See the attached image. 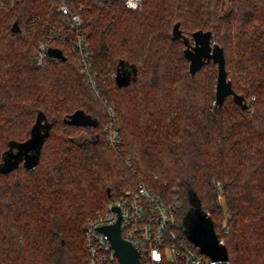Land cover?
Returning a JSON list of instances; mask_svg holds the SVG:
<instances>
[{"label":"trees","instance_id":"obj_1","mask_svg":"<svg viewBox=\"0 0 264 264\" xmlns=\"http://www.w3.org/2000/svg\"><path fill=\"white\" fill-rule=\"evenodd\" d=\"M141 1L130 11L124 0H0V164L9 143L30 138L38 115L48 124L36 167L0 170V264H86V220L139 183L179 202V246L199 252L182 225L198 203L229 264H264V0ZM61 2L82 20L97 94ZM177 21L186 35L211 31L249 109L230 97L214 104L212 62L191 78L182 42L170 37ZM40 43L63 58L38 65ZM123 66L130 80L118 87ZM76 113L90 123L66 121Z\"/></svg>","mask_w":264,"mask_h":264},{"label":"built area","instance_id":"obj_2","mask_svg":"<svg viewBox=\"0 0 264 264\" xmlns=\"http://www.w3.org/2000/svg\"><path fill=\"white\" fill-rule=\"evenodd\" d=\"M124 4L130 11H138L142 1L124 0ZM58 10L68 17L71 27L76 31V46L81 56L82 71L90 87L96 92L95 81L87 61L89 56L87 44L85 38L79 34L82 20L63 2L60 3ZM38 49L37 62L42 65L48 48L40 43ZM102 103L106 102L102 100ZM106 109L111 122L104 131L108 145L115 149L120 145L115 110L112 106H107ZM179 207L177 200L166 203L143 183L125 190L118 198L107 202L101 211L86 220L84 224L86 264H120L108 238L99 231L100 227L114 225L118 219L121 237L136 249L140 264H229V261H213L204 254L177 244L173 226ZM222 228L226 229L225 224ZM220 242L223 243L221 240Z\"/></svg>","mask_w":264,"mask_h":264},{"label":"water","instance_id":"obj_3","mask_svg":"<svg viewBox=\"0 0 264 264\" xmlns=\"http://www.w3.org/2000/svg\"><path fill=\"white\" fill-rule=\"evenodd\" d=\"M11 31H20L17 23L12 25ZM170 37L181 41L183 44L182 55L188 61V71L191 78L202 66L212 62L216 66V80L214 88V104L220 107L223 101L230 97L242 110L249 109L248 99L232 88L231 80L225 67L223 48L216 42H212V33L209 30L198 29L190 35L184 34L180 22L172 26ZM47 55L50 58H63L62 51L57 48H48ZM130 80V68L116 71L115 82L118 87H123ZM74 124H89L90 119L76 113L68 120ZM48 124L42 123V116L38 115L31 129L30 138L22 143H9L8 150L3 155L0 170L8 173L22 165L26 170H31L38 164V155L44 136L47 134ZM108 195L109 190H107ZM184 232L190 243L198 248L199 253L206 255L213 261H228V252L220 242L214 231V224L210 216L203 212L198 203H194L182 222ZM109 240L115 250L120 264H140L136 249L123 240L120 233V219L114 225L99 228Z\"/></svg>","mask_w":264,"mask_h":264},{"label":"rangeland","instance_id":"obj_4","mask_svg":"<svg viewBox=\"0 0 264 264\" xmlns=\"http://www.w3.org/2000/svg\"><path fill=\"white\" fill-rule=\"evenodd\" d=\"M37 61H38V58H37ZM37 64H38V62H37ZM38 65H40V64H38ZM218 201H219V203L221 204V205H224V199H223V197L220 195L219 197H218ZM103 209V208H102ZM101 209V210H102ZM100 210V211H101ZM223 224H225V222L223 223ZM226 225V224H225Z\"/></svg>","mask_w":264,"mask_h":264}]
</instances>
